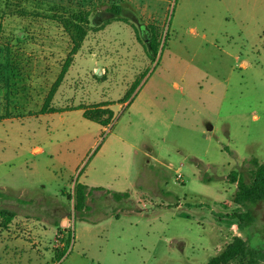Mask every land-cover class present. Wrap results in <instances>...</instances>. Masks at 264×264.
Returning <instances> with one entry per match:
<instances>
[{"label": "rangeland", "instance_id": "1", "mask_svg": "<svg viewBox=\"0 0 264 264\" xmlns=\"http://www.w3.org/2000/svg\"><path fill=\"white\" fill-rule=\"evenodd\" d=\"M58 6L91 23L51 101L62 112L39 114L71 49L49 19ZM138 23L158 28L152 59ZM1 47L0 209L17 221L0 238L32 245L0 264H206L234 236L264 264V201L238 229L229 215L246 209L227 180L264 164V0H0ZM104 102L106 128L63 111ZM75 184L90 189L83 215Z\"/></svg>", "mask_w": 264, "mask_h": 264}, {"label": "trees", "instance_id": "2", "mask_svg": "<svg viewBox=\"0 0 264 264\" xmlns=\"http://www.w3.org/2000/svg\"><path fill=\"white\" fill-rule=\"evenodd\" d=\"M92 5V4H90ZM57 8L60 14L53 13L49 19L58 22L64 33H66L71 41V49L65 58L60 71L52 84L49 92L47 93L42 106L39 110V114H50L55 112H62L51 106V101L54 97V94L57 88L60 86L65 74L68 71L69 66L72 63L73 56L80 49L81 43L84 40L88 26L90 22V16L92 12L84 9H64L60 6ZM55 10V9H54ZM109 13L118 17L124 11L121 6L118 4H112L107 10ZM112 20V19H111ZM106 24L108 22H105ZM145 27L146 41L145 47L147 54L151 57H154L156 54L157 47L159 45V35L158 28L148 24H140ZM8 58H10L7 48H0V82H3V86L7 88V82L10 74V67L8 64ZM126 94L123 99L127 98ZM126 99L122 103H125ZM111 103L104 102L95 104L89 107L76 106L70 107L67 110H80L82 117L86 120L94 122L99 126L106 128L108 127L113 120V111L109 107ZM249 163L252 165L253 169L251 172L250 180L247 182L244 178L235 170H232L227 175V180L230 184L235 185V193L232 197V202L238 206L246 209L242 213H234L229 215V217L236 221L235 225L238 229H241L243 224L252 223V214L250 208L256 204L264 201V164L259 163L256 159H250ZM87 187L83 184H75L73 186V191L71 195L68 196V199L72 201V210L75 215H83L87 211L86 199H87ZM114 199H121L128 197V193H113ZM14 218V214L5 209H0V226L5 228L11 220ZM55 226L58 224L55 222ZM70 241V237H67V242ZM65 250V249H64ZM63 251H58L55 254V261L63 257ZM259 254L258 248L251 247L248 244V240H244L242 237L234 236L232 241L228 243L224 249L217 254L216 256L210 258L206 264H230L236 262L237 264H242L244 260L249 258V264L254 262V258ZM248 260V259H247Z\"/></svg>", "mask_w": 264, "mask_h": 264}, {"label": "crops", "instance_id": "3", "mask_svg": "<svg viewBox=\"0 0 264 264\" xmlns=\"http://www.w3.org/2000/svg\"><path fill=\"white\" fill-rule=\"evenodd\" d=\"M82 113V112H81ZM33 152L34 153H40L41 152V149L39 148V147H37V148H35V149H33ZM83 185H85L86 187H87V191L89 192V186L88 185H86V184H83ZM113 194V193H112ZM88 193H87V198H88ZM113 197V196H112ZM86 202H87V199H86ZM20 218H21V221L23 222V223H31L32 222V220L30 219V218H26V217H23V216H20ZM13 220H16L17 221V219H15V218H13ZM13 220H11V222L13 221ZM9 225H10V223H9ZM30 227V226H29ZM234 228H230V231H231V229L233 230V231H236L235 230V225L233 226ZM32 227H30V229H31ZM55 229H53V235H55V231L57 230V227H54ZM3 230H0L2 233H4L5 235H7L8 236V233H7V227H5V228H2ZM33 230H35V228H33ZM37 232V230H35V233ZM3 234V237L4 238H0V252H2L3 253V255L6 253V251L7 250H9V251H15V252H18V251H20V250H22V251H24V250H27L28 249V247H30L32 244H28V246H27V244H25L24 242H21V240L20 239H16V240H13V239H11V240H8V237H6L5 235ZM2 235V234H1Z\"/></svg>", "mask_w": 264, "mask_h": 264}, {"label": "built area", "instance_id": "4", "mask_svg": "<svg viewBox=\"0 0 264 264\" xmlns=\"http://www.w3.org/2000/svg\"><path fill=\"white\" fill-rule=\"evenodd\" d=\"M167 167L170 168V169L173 168L171 164H168ZM175 172H176V179H177V180H180V179H181V175H180V173L177 172V171H175ZM0 222H1V219H0ZM66 225H68V224L66 223ZM66 225H64V226L62 227V229H65V228H66ZM6 227H9V224H8ZM58 233H59V232H58ZM59 236H61V235L59 234ZM61 238H62V237H61Z\"/></svg>", "mask_w": 264, "mask_h": 264}, {"label": "flooded vegetation", "instance_id": "5", "mask_svg": "<svg viewBox=\"0 0 264 264\" xmlns=\"http://www.w3.org/2000/svg\"><path fill=\"white\" fill-rule=\"evenodd\" d=\"M142 31L145 33V30H144V29H142L141 32H142Z\"/></svg>", "mask_w": 264, "mask_h": 264}, {"label": "water", "instance_id": "6", "mask_svg": "<svg viewBox=\"0 0 264 264\" xmlns=\"http://www.w3.org/2000/svg\"><path fill=\"white\" fill-rule=\"evenodd\" d=\"M210 129V128H209Z\"/></svg>", "mask_w": 264, "mask_h": 264}]
</instances>
